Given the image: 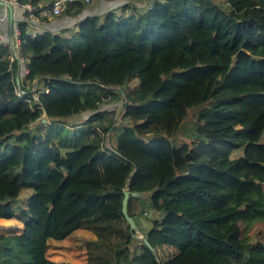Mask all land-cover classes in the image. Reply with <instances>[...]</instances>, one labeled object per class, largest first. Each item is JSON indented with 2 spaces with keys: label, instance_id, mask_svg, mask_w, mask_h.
<instances>
[{
  "label": "trees",
  "instance_id": "obj_1",
  "mask_svg": "<svg viewBox=\"0 0 264 264\" xmlns=\"http://www.w3.org/2000/svg\"><path fill=\"white\" fill-rule=\"evenodd\" d=\"M87 6L77 1L66 13L77 24L60 33L29 39L19 25L22 96L18 65L0 50V219L22 225L0 235V264H73L46 250L77 229L96 236L83 245L86 264H264V244L239 226L264 218V0ZM196 84L201 101L185 119L174 105ZM43 116L59 127L7 143ZM126 188L147 193L129 197L128 213L143 200L161 215L144 237L178 248L172 259L159 261L129 232ZM23 189L32 194L16 211Z\"/></svg>",
  "mask_w": 264,
  "mask_h": 264
},
{
  "label": "rangeland",
  "instance_id": "obj_2",
  "mask_svg": "<svg viewBox=\"0 0 264 264\" xmlns=\"http://www.w3.org/2000/svg\"><path fill=\"white\" fill-rule=\"evenodd\" d=\"M98 0H93L91 3L87 4V8H93L95 11L96 2ZM19 13L20 11L18 9L14 10V21L19 20ZM4 28V27H3ZM23 70L21 69L20 75L22 77ZM21 79V78H20ZM23 79V78H22ZM24 90H30L32 93L34 92L33 87H30L31 85L27 83L24 85ZM41 84L39 85V87ZM132 86V85H131ZM201 101V91H200V84H196L191 86L189 89H187L185 92H183L180 97L176 100L174 108L177 111V113L181 117H185V119H190L191 115L193 114L192 107L199 104ZM113 105L107 104L105 105L106 109L112 108ZM121 104L116 108V124L120 121V115H121ZM44 117V116H43ZM86 115H82L78 118H71L68 120V122H81ZM45 118V122L39 125L38 123L31 125L27 129L20 130L16 133H13L11 135L10 139L7 141V143L13 144L18 147H22L25 143L24 142H18L17 137L19 133L26 132L30 136L33 135L34 131L39 130L41 132H45L49 129H56L59 126L50 127L52 124L51 120ZM115 124V125H116ZM68 131L73 132L75 131V128H67ZM110 132L106 135L105 138V144L107 147L111 146V140L109 138ZM181 139V137H180ZM62 153L63 150H60ZM127 153V152H126ZM129 156V154L127 153ZM236 155L235 153L232 155ZM136 164L139 167V172L146 173L147 172V164L143 163L141 160L131 156ZM32 194L31 189H23L19 195V197L13 201V207L18 211V209H24L28 205V200ZM135 201V200H134ZM133 202V201H132ZM135 209L132 211L134 213V222L136 226L138 227L139 233L137 235L144 236L151 226V222L153 219H160L161 215L158 213H155L152 211V209L149 207L148 202L142 201H135ZM239 226L241 229V235L243 238H247L248 241L252 244L256 242H261L264 244V218L262 219H253L248 220L244 222H239ZM22 230L21 223L16 219H0V235L5 236H12L20 234ZM90 240H96V236L94 233L85 230V229H77L74 232H72L68 237H66L63 240H54L49 239L48 240V247L46 250V258L51 261L56 262H69L73 264H86L87 263V255L85 251V247L83 246L85 242ZM174 248V247H173ZM166 248L164 251V255L166 257H163L161 255L162 252L157 250V254L159 256V260L161 262H166L170 259H172L174 256L177 255L179 249L178 248ZM177 249V250H175ZM173 252L172 253H169ZM177 251V252H176Z\"/></svg>",
  "mask_w": 264,
  "mask_h": 264
},
{
  "label": "built area",
  "instance_id": "obj_3",
  "mask_svg": "<svg viewBox=\"0 0 264 264\" xmlns=\"http://www.w3.org/2000/svg\"><path fill=\"white\" fill-rule=\"evenodd\" d=\"M77 1L89 4L93 0H37L35 2L33 0L23 2L21 0H0V50L7 48L9 65L17 64L19 69L23 70L22 82H26L28 70L21 50L19 25L25 27L29 39L43 37L45 34H54L40 28L39 25H43V19L65 16ZM15 9L20 11L18 21H14L13 18ZM6 26L8 27L9 40H5L4 29ZM37 81L38 79L33 81V86L30 84L35 89ZM18 91V95L22 96L23 92L19 88ZM107 148H111V146Z\"/></svg>",
  "mask_w": 264,
  "mask_h": 264
},
{
  "label": "crops",
  "instance_id": "obj_4",
  "mask_svg": "<svg viewBox=\"0 0 264 264\" xmlns=\"http://www.w3.org/2000/svg\"><path fill=\"white\" fill-rule=\"evenodd\" d=\"M130 1L131 0H98L96 2V6H95V13L96 14L105 13L107 11L116 9V8L120 7L121 5L128 3ZM42 24L43 25H39L41 29L46 30V31H50L53 33H60L63 29H65L67 27L70 28V27L76 25L77 22H74L73 18H69V17L66 18V15H65L62 17H53V18L43 19ZM4 30H5V40H9L8 27L6 26ZM19 72H21V69H19V67H18V73ZM20 78H22L21 75H20ZM135 204H136L135 201L131 202L130 207H129L131 212L135 209ZM166 248H173V247L163 245V246L157 247L156 249H158V251L162 252L161 255L163 257H166L164 255V252H165L164 250ZM175 250H177V249H175ZM169 253L173 254V252H170V251H169ZM178 253H179V251H178Z\"/></svg>",
  "mask_w": 264,
  "mask_h": 264
},
{
  "label": "water",
  "instance_id": "obj_5",
  "mask_svg": "<svg viewBox=\"0 0 264 264\" xmlns=\"http://www.w3.org/2000/svg\"><path fill=\"white\" fill-rule=\"evenodd\" d=\"M16 84L18 86V88L20 89V81L19 78H16ZM119 91L122 92L121 89H119ZM42 123L45 122V118L43 117L41 120ZM129 197H135V198H147L148 195L147 193L144 192H133L130 191L129 189H124L123 192V199L121 201V213L125 219V221L127 222L128 226H129V232L132 234V236L134 238L140 239L141 241H143V243L150 249V251L157 257V259L159 260V256L157 254V250L152 248L150 246V244L148 243L147 239L144 236H139L137 235L139 233L138 231V227L136 226L134 219L129 215L128 213V199ZM160 261V260H159Z\"/></svg>",
  "mask_w": 264,
  "mask_h": 264
},
{
  "label": "bare ground",
  "instance_id": "obj_6",
  "mask_svg": "<svg viewBox=\"0 0 264 264\" xmlns=\"http://www.w3.org/2000/svg\"><path fill=\"white\" fill-rule=\"evenodd\" d=\"M60 241V240H59Z\"/></svg>",
  "mask_w": 264,
  "mask_h": 264
}]
</instances>
